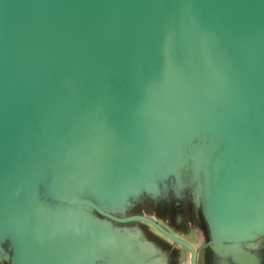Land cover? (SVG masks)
I'll use <instances>...</instances> for the list:
<instances>
[{
    "label": "water",
    "instance_id": "95a60500",
    "mask_svg": "<svg viewBox=\"0 0 264 264\" xmlns=\"http://www.w3.org/2000/svg\"><path fill=\"white\" fill-rule=\"evenodd\" d=\"M194 115L193 133L209 120L242 123L238 144L216 157L211 191L214 200L252 201L262 183L250 169L264 160V0H0V225L19 239V264L32 254L95 264L111 246L112 236L104 240L86 221L34 208L24 188L21 171L46 146L57 150L70 138L78 152L51 178L52 197L110 223L150 226L196 264L194 247L154 220L120 218L95 200L64 194L93 134L108 161L136 168L151 144L164 149L188 135L165 128L169 122ZM129 137L140 142L123 152ZM242 210L224 216L238 222Z\"/></svg>",
    "mask_w": 264,
    "mask_h": 264
},
{
    "label": "rangeland",
    "instance_id": "374dc122",
    "mask_svg": "<svg viewBox=\"0 0 264 264\" xmlns=\"http://www.w3.org/2000/svg\"><path fill=\"white\" fill-rule=\"evenodd\" d=\"M241 124L235 121L227 126L209 120L192 135L170 140L164 149L151 144L144 157L145 165L136 168L123 159L108 161V148L93 134L90 153L80 172L65 185L64 194L95 200L108 210L115 209L120 218L140 213L151 215L194 247L196 264H264V160L257 162L254 173L250 169V178L262 183L260 193L252 201L212 198L216 157L238 144ZM185 129H178L177 133L183 134ZM137 142L140 137H129L120 150L132 151ZM56 149L46 146L38 154L43 155L44 164H37V155L36 163L20 173L23 179L27 178L24 188L30 190L34 208L86 221L96 227L104 240L105 236H112L113 256L117 253L126 256L130 248L139 251L140 242L145 240L140 239V223L126 226L110 223L84 207L61 203L52 197L50 180L55 173L70 167L78 144L70 138ZM122 175L131 179L133 185L122 182ZM237 205L244 209L237 217L238 222L235 217L224 216ZM6 227L0 225V264H19L15 250L19 239ZM164 247L166 252H176L178 259L184 258L190 264L186 250L174 243ZM108 252L103 250L101 262L95 264H111L106 261L110 257Z\"/></svg>",
    "mask_w": 264,
    "mask_h": 264
},
{
    "label": "crops",
    "instance_id": "0c3cea01",
    "mask_svg": "<svg viewBox=\"0 0 264 264\" xmlns=\"http://www.w3.org/2000/svg\"><path fill=\"white\" fill-rule=\"evenodd\" d=\"M132 216H141L152 219L167 231L181 239V237H179L174 231L170 230L151 215L140 213L133 214ZM144 238L145 240H143ZM140 239L143 240V243L140 242V250L137 251L135 248H130V253H127L126 256L120 255L119 253H117V256H113L112 245L110 247L106 246V249H108L111 254V257L109 258L110 260L107 259L106 261H110L111 264L112 262L113 264H187V262L184 261V258H177L176 252L171 253L170 250L166 252L164 246L169 247V243L172 242L163 237L152 227L140 223ZM144 246L146 247L144 248Z\"/></svg>",
    "mask_w": 264,
    "mask_h": 264
},
{
    "label": "bare ground",
    "instance_id": "6f19581e",
    "mask_svg": "<svg viewBox=\"0 0 264 264\" xmlns=\"http://www.w3.org/2000/svg\"><path fill=\"white\" fill-rule=\"evenodd\" d=\"M198 116L194 115L193 117H185L178 120H173L169 122V124L165 127L167 129L175 128V129H184L186 128V133L188 135L193 134V128L197 126ZM260 189V186H257L252 190V195L257 193ZM28 260L29 264H56V257L51 258H42L40 255H29Z\"/></svg>",
    "mask_w": 264,
    "mask_h": 264
}]
</instances>
